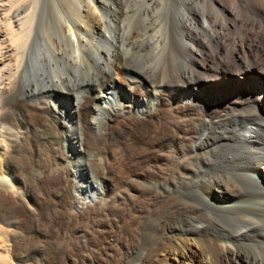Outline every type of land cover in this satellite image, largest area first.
I'll return each instance as SVG.
<instances>
[{
	"label": "bare ground",
	"instance_id": "1",
	"mask_svg": "<svg viewBox=\"0 0 264 264\" xmlns=\"http://www.w3.org/2000/svg\"><path fill=\"white\" fill-rule=\"evenodd\" d=\"M39 1L0 0V264H264V0H167L181 66L165 106L126 89L108 165L88 115L124 83L112 0Z\"/></svg>",
	"mask_w": 264,
	"mask_h": 264
},
{
	"label": "rangeland",
	"instance_id": "2",
	"mask_svg": "<svg viewBox=\"0 0 264 264\" xmlns=\"http://www.w3.org/2000/svg\"><path fill=\"white\" fill-rule=\"evenodd\" d=\"M28 1L22 0V3H21L22 7H25L26 5H28V3L30 4V0H28ZM39 2H40L38 4L39 8L49 9L50 5H52L51 2L45 1V0H40ZM53 2L55 4V6H58V9L63 8V6H62L63 1L62 0H57V1L53 0ZM112 2H110V6H112L111 8L113 9V12H115V14H116V15L114 14V16H115L114 18H116L115 21H117L116 24H117V27H119L118 30L116 31L117 32L116 36H115V42L116 43L113 44V47L115 48L117 46L116 47L117 49L115 48L114 50L116 51L115 54L117 53L116 55L119 58L118 61H119V64L121 65V74H122V78L124 80V83L122 86H113V90L115 91V94L110 97V99L112 100L111 103L105 104V102L102 103L103 101L101 102V100L100 101L96 100L97 102L91 101V104L100 105L102 107L104 106L105 108L104 107L103 108L105 110L102 109L101 114H100V112H97L96 113L97 115L96 114L94 115L91 113H89V115H88L89 122L90 121L92 122V123L90 122L89 131L92 133V135L94 137H96L95 139L98 141V142L96 141L97 146L99 145L98 147L101 148V149H98V147H97V151H98V157H100V162L103 163V165H104V162H105V165H106V162H107V165L112 163L113 161H111V160H113L115 155H117L116 154L117 153L116 144L113 143L112 140L110 141L107 137L109 136V134L110 135L112 134V136L115 135V133L117 132V128L121 127V125L123 126V122L125 121V119L128 116H130L129 115L130 112H128V109H127L129 104L130 103H131L130 105H136L137 104L135 101L132 102L131 99L125 94L126 89L129 87L130 88H137V86H138V90H143L145 88L154 87L158 92L161 91L160 94H162L161 98H159L157 100L155 105L158 107L159 106L160 107L165 106L166 105L165 97L167 96L166 95L167 91L170 89V87H169L170 86L169 85L170 80L173 77L174 73H176L178 71L179 67L181 66V62H180L181 60L179 57L180 55L178 54L179 53L178 52V45H177L178 40L176 38V35L171 34V30L167 27V5H169L167 0H124V1L123 0H118V1L112 0ZM115 9H117V10H115ZM147 18H149V19H147ZM140 21H142V22H140ZM131 22H132V24H131ZM145 22H146V24H145ZM119 23H122V24L119 25ZM156 23H157V25H156ZM138 24H139V26H138ZM146 25H147V27H145ZM120 29H121V32L119 31ZM124 29L125 30L127 29V31H125ZM150 30L152 31L153 34L151 33ZM128 35H130V36H128ZM132 35L135 38H133ZM151 36H156L155 40H156L157 44H155V46H154V44L152 45L149 41L150 40L149 37H151ZM125 37H127L128 39ZM138 37H140V38H138ZM122 38H123V40H122ZM133 41H134V44H133ZM173 42L177 43V44L175 45ZM118 45H119V47H118ZM120 47H123L124 50ZM122 55L124 56L123 58H122ZM154 55L155 56L157 55V56L155 57ZM133 56H135V57L133 58ZM150 59H152V60H150ZM148 65H149V67L151 65V67L149 68ZM172 68H174V69H172ZM191 69L193 70V68H191ZM172 72H173V74H172ZM109 86L110 85H106L101 80L90 81V82H86V83H84V82H82V83L81 82H79V83L75 82L74 83L73 82V83L66 86L68 91L70 90L69 92L71 94V100L67 101L66 107L71 108L73 106L74 99L77 100L82 95L88 97V96L96 94V92L98 93L100 91H104V88H105V90H109ZM160 99H163V100L160 101ZM52 100L58 102L59 105H62V101L60 99L57 100L56 98H53V96H52ZM163 101H164V103H163ZM108 116H111V117L109 118ZM148 128H149V130L152 129L150 124H148ZM110 130H111V132H110ZM114 131H116V132H114ZM98 132H100V133H98ZM103 135H105V136H103ZM100 136L102 137V139ZM103 139L106 140V143H105V140L103 141ZM102 143L105 144V146ZM111 144L112 145L114 144L113 145L114 147L111 146ZM107 146L108 147L110 146L109 147L110 149L106 148ZM114 148L116 150V153H115ZM101 154H104L105 156L103 155L104 157L102 158ZM112 154H115V155H112ZM106 155H107V157H106ZM103 159H105V161ZM109 160H110V162H109ZM95 164L96 165L98 164V161L96 159H94L93 162L91 163V167L96 166ZM92 165H94V166H92ZM38 257H39V259L41 258V256H38Z\"/></svg>",
	"mask_w": 264,
	"mask_h": 264
},
{
	"label": "water",
	"instance_id": "3",
	"mask_svg": "<svg viewBox=\"0 0 264 264\" xmlns=\"http://www.w3.org/2000/svg\"><path fill=\"white\" fill-rule=\"evenodd\" d=\"M111 102H112L111 99H107V100L105 101V104H109V103H111Z\"/></svg>",
	"mask_w": 264,
	"mask_h": 264
}]
</instances>
